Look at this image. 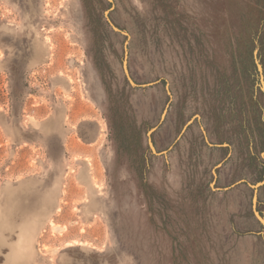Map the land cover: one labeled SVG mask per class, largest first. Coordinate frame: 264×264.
<instances>
[{
    "label": "rangeland",
    "instance_id": "1",
    "mask_svg": "<svg viewBox=\"0 0 264 264\" xmlns=\"http://www.w3.org/2000/svg\"><path fill=\"white\" fill-rule=\"evenodd\" d=\"M0 264H264V0H0Z\"/></svg>",
    "mask_w": 264,
    "mask_h": 264
},
{
    "label": "bare ground",
    "instance_id": "2",
    "mask_svg": "<svg viewBox=\"0 0 264 264\" xmlns=\"http://www.w3.org/2000/svg\"><path fill=\"white\" fill-rule=\"evenodd\" d=\"M69 8V7H68ZM71 14V11L69 12V15ZM6 40H7V38H6ZM8 44V43H7ZM71 79V78H70ZM92 94V93H91ZM98 96V95H97ZM95 99H96V97H95ZM98 99V98H97ZM35 188H37V186H35ZM31 192L30 191V189L29 190H26V192ZM23 194H25V193H23ZM22 194V196L24 197L25 195H23ZM44 195V197H43V195ZM29 195V194H28ZM26 195L27 197H25V198H27V200H28V202L30 203V204H35V202H37L38 200H41L42 198H46V199H49V197H50V195H49V193L48 192H46L45 194L43 193V191L42 190H40V189H36L35 190V193H33V194H31V195ZM25 198H23L24 200H25ZM25 202H27V201H25ZM27 202V203H28ZM39 202V201H38ZM37 204V203H36Z\"/></svg>",
    "mask_w": 264,
    "mask_h": 264
}]
</instances>
